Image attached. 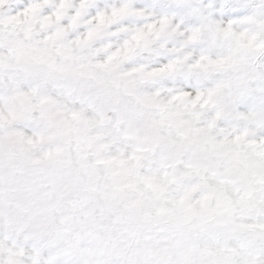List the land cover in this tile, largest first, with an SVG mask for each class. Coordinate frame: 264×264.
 Wrapping results in <instances>:
<instances>
[{
  "label": "clouds",
  "instance_id": "1",
  "mask_svg": "<svg viewBox=\"0 0 264 264\" xmlns=\"http://www.w3.org/2000/svg\"><path fill=\"white\" fill-rule=\"evenodd\" d=\"M0 264H264V0H0Z\"/></svg>",
  "mask_w": 264,
  "mask_h": 264
}]
</instances>
